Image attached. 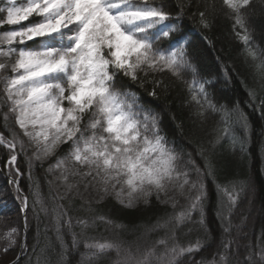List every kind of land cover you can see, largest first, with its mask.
<instances>
[{
	"label": "snow or ice",
	"instance_id": "6c2138e0",
	"mask_svg": "<svg viewBox=\"0 0 264 264\" xmlns=\"http://www.w3.org/2000/svg\"><path fill=\"white\" fill-rule=\"evenodd\" d=\"M201 2L197 0L193 16L203 28H209L215 5L205 3L200 10ZM252 3L222 0L234 34L245 45V67L264 80V51L255 45L247 27ZM0 4V29H5L0 31V147L6 149L10 183L24 213L23 231L12 227L0 235V257L19 249L8 264H20L29 251V198L19 185L25 174L18 166L23 156L30 181L34 165L56 159L47 171L59 172L55 179L64 187L63 194L52 196L51 209L61 241L62 228L67 226L71 231L73 227L69 209L59 203L69 196L81 197V208L91 212L93 203L101 204L108 198L129 210H138L141 203L150 207L153 198L159 205L171 204L176 209L175 196L187 193L186 207L146 226L148 232L168 229L151 246L141 250L137 244L133 250V242L96 237H86L93 242L84 245L89 260L114 252L116 258L110 264H183L181 258L200 251L210 235L211 230L205 227L206 201L208 179L216 175V168L212 156L202 148L195 156L178 150L161 127V118L139 102L133 86L150 84L148 95L157 97L158 90L167 92L173 86L164 78L165 73L170 74L184 85L188 93L185 104L195 105V117L203 120L209 112L221 115L218 123L225 126L214 130L217 135L213 145L227 138L234 151L239 146L243 153L249 132L248 118L238 107L239 102L229 109L214 101L208 91L211 81L202 78L189 59L187 42L161 46L176 38L179 28L175 20L183 17L186 6L177 5L174 18L173 10L162 0H0ZM229 70L226 68V74ZM248 95L256 100L254 90H248ZM260 106L264 107V99ZM236 125L243 135L236 134ZM63 146H67V152L57 155ZM48 183L51 188L52 181ZM81 187L85 193H94L95 199L84 200ZM215 190L226 198V209L218 207L216 215L227 236L234 227L231 216L244 187L231 180L217 182ZM32 197L31 208L37 219L39 212L47 215L49 209L38 180L32 181ZM193 213L198 219H193ZM186 223L203 229L204 239L182 245L176 230ZM97 224L128 228L103 214L76 219L81 233ZM78 243V234L72 232L73 247ZM220 243L223 253H218V260L214 256L208 261L193 260L192 264H229L227 253L232 241L222 239ZM37 247L33 246L32 253L36 264H42ZM63 257L62 252L61 260ZM259 258L264 262V247ZM246 259L251 262V255Z\"/></svg>",
	"mask_w": 264,
	"mask_h": 264
},
{
	"label": "trees",
	"instance_id": "16d2710c",
	"mask_svg": "<svg viewBox=\"0 0 264 264\" xmlns=\"http://www.w3.org/2000/svg\"><path fill=\"white\" fill-rule=\"evenodd\" d=\"M171 10L173 17H176L175 8L179 4H184L185 14L176 19L179 31L175 33V39H169L168 43L162 47L177 46L178 43L187 42L186 48L189 59L197 67L200 76L211 81L208 88L214 101L217 104H225L229 109L237 106L246 114L249 122L248 139L245 151H239V146L234 151L227 138L219 144L213 145L217 128L225 125L218 123L220 114L206 113L201 120L193 115L196 110L195 105L185 104L188 93L184 85L175 81L174 78L165 73V79L172 83V87L167 92L158 90V96L148 95L152 91V86L146 85L144 88L133 86V90L139 94V102L147 109L152 110V114L158 115L161 120V127L168 134L169 140L175 141L177 149L184 152H191L196 155L198 149L206 150L213 158L216 168V175L208 179V199L206 201V225L211 230L206 246L200 251L194 252L191 256L181 258L183 264H192V261L211 260L215 256L219 259L218 253H223L221 240H231V248L227 253L229 264H264L260 260L261 247H264V107L260 106V100L264 99V80L258 76H253L251 69L245 67V45L238 39L232 30V21L225 16L229 10L222 5V0H202L200 10H204L205 3H213L215 11L210 16V27L203 28L199 20L194 18L193 13L197 11V0H162ZM2 6V4H0ZM247 27L251 33L255 45L264 51V0H253L252 7L248 10ZM167 23V22H166ZM159 27V26H158ZM5 29H0L3 31ZM242 35L244 33H241ZM252 63L251 59L248 61ZM226 68L230 69L226 74ZM190 79L189 76L185 77ZM243 81V83L241 82ZM248 90L256 92V100H250ZM235 119V114H233ZM0 131H3L0 128ZM236 134L243 135V130L239 125L235 126ZM7 134V133H5ZM67 152V146L61 147L57 155L62 156ZM31 154V153H29ZM7 157L6 149L0 147V235L12 227L21 228L23 225V213L21 211V201L15 199V186L10 183L9 169L5 164ZM200 162V161H198ZM56 159L50 158L42 165L32 167V181H39L40 191L43 195L45 206L49 209L47 215L39 212V218L32 211V181L28 177V169L25 158L19 160V167L24 176L20 178L19 185L28 196L29 209L27 211L28 226L27 239L29 251L25 254L20 264H36V256L32 253L33 246L38 245L36 253L41 256V262L47 264H110L116 258L115 253H109L95 259H88L89 250L85 248V243L93 241L86 240V237H96L97 240L122 239L125 242H133V250L138 244L143 250L151 246L157 239L165 236L168 229H160L148 232L146 226H151L157 218L167 219L166 214L179 212L187 206V193L184 196L176 195V209L169 205H159L153 198L150 207H145L142 203L138 210H129L121 207L113 198L106 199L101 204H92V211L82 209L83 200L79 196H69L59 203H63L69 209V215L73 217V227L71 231L64 226L62 228V241L57 239L55 225L53 222L52 196L57 192L64 193V187L56 181L59 172L49 173L47 171L50 164H55ZM235 180L243 185L244 190L239 194L238 203L235 206L231 221L233 228L225 236L222 233L220 222L217 218L218 207L226 209V198L218 196L215 190L217 182L226 184ZM49 181H52L51 188ZM75 183V180H70ZM84 193V200H94L95 194L91 191L85 193L83 187L79 189ZM172 195V193H170ZM72 201L69 203V201ZM39 211V205L36 206ZM97 214H103L117 222L128 225L125 230H119L114 225L108 226L97 224L95 228H89L81 233V229L76 225V219L89 218ZM226 215V211L224 212ZM193 219H198V215L193 213ZM191 229V231H189ZM23 231V229L21 228ZM72 232L78 234L79 243L76 247L72 245ZM178 241L187 246L194 243L198 238L204 239V231L198 225L186 223L176 230ZM61 242L65 247L61 248ZM3 241H0L2 244ZM43 250V252H41ZM162 251V249H158ZM16 251L9 252L7 256L0 257V264H8ZM64 253L61 260V253ZM251 255L249 262L246 258Z\"/></svg>",
	"mask_w": 264,
	"mask_h": 264
}]
</instances>
